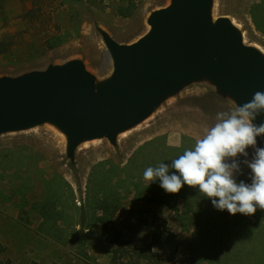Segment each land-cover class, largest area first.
Instances as JSON below:
<instances>
[{"label": "rangeland", "instance_id": "374dc122", "mask_svg": "<svg viewBox=\"0 0 264 264\" xmlns=\"http://www.w3.org/2000/svg\"><path fill=\"white\" fill-rule=\"evenodd\" d=\"M130 1L135 5L132 13L121 14L120 6ZM170 1L0 0V41H14L7 54H0V76L82 59L99 79H105L112 72V64L106 57L98 27L120 42L131 43L149 30L150 12ZM254 1L214 0L213 14L215 19L229 16L243 31L245 42L264 51V34L256 28L250 13ZM55 35L62 41L54 45L51 39ZM234 107L214 87L193 84L164 102L145 121L121 133L118 145H112L107 138L82 143L74 162L66 155L65 135L52 124L0 135V170L7 171L0 180V242L6 247L4 259L11 264H111L112 236L104 235L100 224L93 222L91 212L82 210L93 192L90 186L96 183L93 172L98 163L106 162V167L118 168V174L108 179L106 187L111 186V179L112 183L119 181L120 191L125 193L122 207L113 219L126 239L144 246L152 240L151 227L159 228L163 244L155 248L157 252L167 256L171 248L176 249L175 258L166 264H194V255H198L201 264H212L200 259L212 251L222 259L230 252L239 255L238 260L230 258L228 264H256L259 260L264 264V210L257 208L254 215H231L224 210V221L236 222L240 230L225 233L226 241L223 235L213 239L205 236L207 241H203L192 223L194 211L208 206L222 213L203 193L200 196L205 200L204 207L201 200L192 201L194 196L171 198L169 193L168 202L157 204L139 199L133 186H158L162 191L160 183L149 184L144 179V170L155 167L160 158L170 165L172 159L181 155L178 150L194 148L196 141L217 122L218 112H230ZM247 152V157L236 158L241 168L236 179L250 184L251 169L244 161L252 160L255 149L249 147ZM171 171L175 170L170 168V174ZM194 191L200 193L198 188ZM54 192L65 194L63 201L70 195V201L65 204V219L49 222L51 225H43V218L31 204L20 202L21 195L41 200ZM145 193L147 197L152 195L149 190ZM187 200L191 201L189 205Z\"/></svg>", "mask_w": 264, "mask_h": 264}, {"label": "water", "instance_id": "95a60500", "mask_svg": "<svg viewBox=\"0 0 264 264\" xmlns=\"http://www.w3.org/2000/svg\"><path fill=\"white\" fill-rule=\"evenodd\" d=\"M214 0H171L150 12L149 30L131 43L98 27L112 72L99 79L82 59L0 76V135L48 123L79 146L118 136L149 118L193 84L206 83L235 106L264 92V51L245 42L229 16L217 19ZM264 121V114L254 123ZM264 148V135L257 137Z\"/></svg>", "mask_w": 264, "mask_h": 264}, {"label": "clouds", "instance_id": "9594fccd", "mask_svg": "<svg viewBox=\"0 0 264 264\" xmlns=\"http://www.w3.org/2000/svg\"><path fill=\"white\" fill-rule=\"evenodd\" d=\"M261 114L264 92L256 91L250 101L236 105L230 112H218L217 122L194 148L186 149L170 165L161 162L147 167L144 179L149 184L159 180L160 187L169 194L179 193L185 184L196 187L216 209L231 215H254L257 208L264 210V148L256 147L257 137L264 135V121L254 123ZM249 147L255 149L252 160L244 161L251 169L250 184L236 179L241 173L236 158L247 157ZM170 168L175 170L171 174Z\"/></svg>", "mask_w": 264, "mask_h": 264}, {"label": "trees", "instance_id": "16d2710c", "mask_svg": "<svg viewBox=\"0 0 264 264\" xmlns=\"http://www.w3.org/2000/svg\"><path fill=\"white\" fill-rule=\"evenodd\" d=\"M134 7L135 5L133 6V3L130 1L128 5H122L119 9H121V14L129 15L130 13H132ZM250 13L256 25V28L264 34V0H258L257 2L253 3L250 8ZM53 40L55 41L53 43L54 45L62 41L61 37H57V35H55L54 37L52 36L51 42H53ZM13 45L14 41L7 40V38L2 39L0 41V54H7L12 49ZM186 149L188 148H181L178 151L180 154H183ZM155 162L161 163L164 161L160 158ZM105 163L106 162L98 163L96 169L93 172L94 177L96 176V183L94 186H90V189L92 188L93 192L92 194H90L88 206H84L82 210L87 212L90 211L93 216V222L100 224L102 233L106 236H112V238L110 237V243H112L114 247L112 249L111 264H166L168 261L175 258L176 249L171 248V251L167 256L161 255L155 249L160 244H163L161 234L157 230L159 228L156 227L155 229L151 227L152 240L144 246H138L134 241L128 240L123 237L122 231L118 230L115 227L113 214L121 209L123 204V195H125V193H123V191H120L119 181H117L116 183H112L113 177L118 174V168L115 165L112 167H106ZM6 172V168L0 170V180L4 178ZM110 178H112L109 182L111 186L108 184L109 187H106L107 181ZM158 183H160V181L156 180V185ZM133 186L139 199H145L148 202L154 201L157 204H163L169 201V194L163 192L162 188V191H160L158 189V186L142 187L138 184H134ZM194 188L196 187H190L185 184L180 192L172 194L171 198H175L176 196L191 198L194 196L192 198V201H195V199H199L201 200V207H204L206 205L205 200L201 198V193H197L196 191H194ZM146 190H149L150 192L152 191L151 197L146 196ZM62 196L65 197V194L62 195L60 193L54 192L48 193L41 200H30L26 197V195H21L20 202H22L23 204H31L32 209L43 218V225H47L49 224V222L53 223L56 222V220L63 218L65 219V204L66 201H70V195L67 194L65 198L66 201H63ZM72 199L74 200V198ZM185 203L189 205L191 201L187 200ZM205 208L206 209L199 208L200 211H194V221L192 222L197 227V231H199L200 235H202L201 238L203 241H207V238H205V236H208L209 239H213L216 237L215 235H223L222 238H224V241H226L225 238L227 237L225 235L227 233L229 235L233 233L235 234L238 232V230H240V228L237 227L236 222H231L229 220L224 221L226 215L223 211H221L222 213H218V211H215L208 206H205ZM23 210L24 209H22V211ZM207 210H210L211 212ZM212 212H217L218 215H215ZM156 216L157 215H155V217ZM145 221L147 222L146 219ZM152 224L154 225V223ZM242 229H244L243 226ZM243 233L244 230H242L241 234ZM240 241L243 242L241 239H238L237 242ZM5 252L6 247L0 242V264H11L10 260L4 259ZM209 254V256L202 255L200 259L206 260L207 262L212 264H228L230 262V258L231 260L233 258L237 260L240 258L238 254H236L235 256L234 252H230V254L226 253L223 256V259L216 252L212 251L209 252ZM197 257L198 255H194V257H192L194 264H201V261ZM237 260H234L233 263L237 262ZM260 263L261 260L256 262V264Z\"/></svg>", "mask_w": 264, "mask_h": 264}, {"label": "crops", "instance_id": "0c3cea01", "mask_svg": "<svg viewBox=\"0 0 264 264\" xmlns=\"http://www.w3.org/2000/svg\"><path fill=\"white\" fill-rule=\"evenodd\" d=\"M258 0H255L253 3L257 2Z\"/></svg>", "mask_w": 264, "mask_h": 264}]
</instances>
